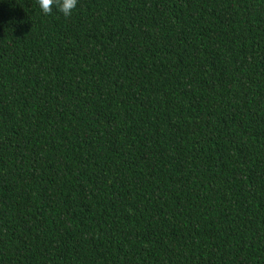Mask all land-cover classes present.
<instances>
[{
	"label": "trees",
	"instance_id": "trees-1",
	"mask_svg": "<svg viewBox=\"0 0 264 264\" xmlns=\"http://www.w3.org/2000/svg\"><path fill=\"white\" fill-rule=\"evenodd\" d=\"M0 264H264V0H0Z\"/></svg>",
	"mask_w": 264,
	"mask_h": 264
},
{
	"label": "clouds",
	"instance_id": "clouds-1",
	"mask_svg": "<svg viewBox=\"0 0 264 264\" xmlns=\"http://www.w3.org/2000/svg\"><path fill=\"white\" fill-rule=\"evenodd\" d=\"M37 3L46 15L53 12V5H56L57 11L63 14L64 17H71L76 9L78 0H37Z\"/></svg>",
	"mask_w": 264,
	"mask_h": 264
}]
</instances>
